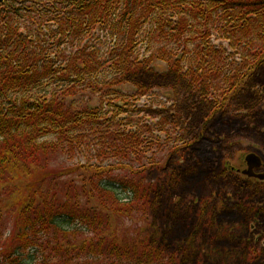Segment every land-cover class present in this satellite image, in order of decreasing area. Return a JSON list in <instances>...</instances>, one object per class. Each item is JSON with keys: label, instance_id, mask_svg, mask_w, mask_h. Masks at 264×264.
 <instances>
[{"label": "trees", "instance_id": "16d2710c", "mask_svg": "<svg viewBox=\"0 0 264 264\" xmlns=\"http://www.w3.org/2000/svg\"><path fill=\"white\" fill-rule=\"evenodd\" d=\"M157 64L188 105L233 110L264 70V0H0V264H177L116 226L187 143L179 97L137 83Z\"/></svg>", "mask_w": 264, "mask_h": 264}, {"label": "rangeland", "instance_id": "374dc122", "mask_svg": "<svg viewBox=\"0 0 264 264\" xmlns=\"http://www.w3.org/2000/svg\"><path fill=\"white\" fill-rule=\"evenodd\" d=\"M156 66L159 74L142 75L137 83L165 98L179 97L185 142H190L177 154L160 156L163 170L147 172L153 188L148 210L118 218V232L130 239L142 231L178 254L177 264H264V246L254 242L255 234L264 238V182L242 176L245 158L258 151L264 173V70L250 79L249 90L238 96L233 110L214 113L205 103L188 105L184 84L167 74L163 64ZM59 183L60 193L70 185L80 189L73 176Z\"/></svg>", "mask_w": 264, "mask_h": 264}, {"label": "water", "instance_id": "95a60500", "mask_svg": "<svg viewBox=\"0 0 264 264\" xmlns=\"http://www.w3.org/2000/svg\"><path fill=\"white\" fill-rule=\"evenodd\" d=\"M246 160H247V163H248L249 170L245 171L243 174L247 175L249 177H254L255 176L257 178L264 179L263 175H255V174H253V169L259 168L260 164H261L259 159L257 158V156L249 155Z\"/></svg>", "mask_w": 264, "mask_h": 264}, {"label": "flooded vegetation", "instance_id": "af4514ba", "mask_svg": "<svg viewBox=\"0 0 264 264\" xmlns=\"http://www.w3.org/2000/svg\"><path fill=\"white\" fill-rule=\"evenodd\" d=\"M258 154H259V156L261 157V161H262V163H263V157L261 156V153L258 151L257 152ZM259 234V233H258ZM260 240V239H259Z\"/></svg>", "mask_w": 264, "mask_h": 264}]
</instances>
